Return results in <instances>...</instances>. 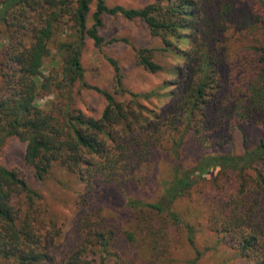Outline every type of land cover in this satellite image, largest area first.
<instances>
[{"label": "trees", "instance_id": "1", "mask_svg": "<svg viewBox=\"0 0 264 264\" xmlns=\"http://www.w3.org/2000/svg\"><path fill=\"white\" fill-rule=\"evenodd\" d=\"M92 2L0 0V32L7 38L0 61V146L10 137L22 140L28 169L26 173L0 165V264L118 260L110 248L112 222L100 212L94 218L99 193L108 186L123 190L127 182L140 184L154 151L165 152L172 161L166 200L181 196L200 180L227 174V182L215 189L218 208L210 213L209 226L227 239L245 264H264V137L241 154H203L186 168L180 157L186 133L200 146L212 147L241 129L240 122L264 126L263 15L234 0H153L141 8L95 0L88 25ZM105 15L139 20L158 46L138 47L125 37L106 40L100 33ZM64 26L70 39L59 43V64L50 44ZM228 29L242 42L235 60H228ZM86 38L98 48L120 40L131 44L137 65L150 73L165 69L156 51L172 53L176 61L168 71L174 78L157 88L136 90L125 85L118 62L108 57L113 87L91 85L84 81L81 62ZM48 56L53 64L45 73ZM223 63L234 70L220 72ZM76 83L103 97L98 117L75 107ZM50 95L44 105L38 103ZM58 169L82 185L78 203L83 215L75 226L76 241L61 248L62 226L46 218L48 205L40 188ZM250 169L255 179L249 185ZM127 204L133 210L165 209L160 202L135 197ZM170 215L179 220L176 213ZM187 237L192 244L190 229Z\"/></svg>", "mask_w": 264, "mask_h": 264}, {"label": "rangeland", "instance_id": "2", "mask_svg": "<svg viewBox=\"0 0 264 264\" xmlns=\"http://www.w3.org/2000/svg\"><path fill=\"white\" fill-rule=\"evenodd\" d=\"M234 1L237 6L239 5L238 2H242L248 10L251 9L253 13L264 17V0ZM105 2L108 6L122 5L126 8H141L153 0H105ZM94 9L95 0L90 5L88 25L91 24L90 16ZM64 29L65 26L58 28L50 44L53 57L59 64L62 60L59 43L70 39L69 32H65ZM233 32V29H228L225 34L227 36L226 44L230 52L228 60L237 58L236 53L242 43ZM100 33L106 40L113 37L128 38L132 44L138 47H157L159 44L156 38L148 33L142 22L137 19L128 20L119 15H105ZM6 39V34L2 30L0 32V61ZM160 53L156 51V59L165 64V69L150 73L137 65L131 44L127 45L120 40L106 43L98 48L94 46L91 39L86 38L81 54L84 81L91 85L112 88L114 71L107 60L108 57H112L118 62L127 87L136 90L157 88L163 81L173 80L174 77L168 70L176 61V57L172 53ZM52 59L51 56L44 58L45 73L53 64ZM218 70L223 73L231 72L234 68L230 63H223ZM238 74L239 72H237ZM74 93L75 107L95 117L100 115L105 102L98 92L76 83ZM47 99H52V95L38 99V103L44 105ZM168 99L166 97L164 100L167 101ZM239 125L241 129L233 130L227 141L212 147L200 146L193 140L191 134L186 133L185 142L180 149L183 167L193 165L198 157L207 153L241 154L246 149L255 147L264 137V126L261 123L245 121L240 122ZM24 149L25 143L18 137L6 139L0 146V165L9 168H21L28 173L23 161ZM171 166L172 161L168 154L163 151H154L147 167L145 170L143 169L141 182H138L140 184L127 182L123 190L113 186L100 190L101 201L98 202L100 209L94 213V218L100 212L104 220L112 222V224H108L109 229L112 230L110 248L119 256L118 260L111 259L107 263L245 264L243 258L235 248L231 247L227 239L209 226L210 213L213 209L218 208L214 198L215 189L224 180L227 182V174L219 175L213 179L200 180L184 194L170 201L164 198V190L172 178ZM59 179L64 182L67 181L66 185L58 183ZM253 179H255V174L250 169L247 171L249 185L252 184ZM40 188L43 190V196L49 209L48 212L47 207H45L46 218L55 220L58 226H62L60 234L64 236L63 239L66 242L62 239L64 245L61 246L60 244V248L65 247L67 242L73 244L76 241L74 238L75 226L83 215L79 209L80 203H78L82 185L74 181L73 177L68 175L66 171L58 169L40 185ZM132 197L142 201L160 202L165 206V209L163 212L145 207L143 210H133L127 204L128 199ZM170 212L176 213L179 220H173ZM148 223H150V227ZM189 229L193 236L192 244L187 237ZM129 233L132 238L128 237Z\"/></svg>", "mask_w": 264, "mask_h": 264}]
</instances>
